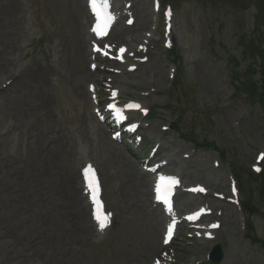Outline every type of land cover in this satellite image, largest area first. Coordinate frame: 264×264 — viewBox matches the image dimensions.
Returning a JSON list of instances; mask_svg holds the SVG:
<instances>
[{
	"label": "rangeland",
	"instance_id": "1",
	"mask_svg": "<svg viewBox=\"0 0 264 264\" xmlns=\"http://www.w3.org/2000/svg\"><path fill=\"white\" fill-rule=\"evenodd\" d=\"M84 1L0 5V264H208L218 243L219 264H264V182L249 176L264 171V69L240 44L242 37L250 47L263 41L264 0H161L162 7L115 0L121 17L132 3L136 22L124 19L131 34L111 38L125 50L147 45L145 65L130 71L127 59L124 68L113 67L121 72L99 68V75L113 82L108 94L141 105L134 110L142 120L140 149L117 144L94 115L89 84L102 83L87 73L94 58L82 52L87 41L76 15L88 11ZM254 66L250 77L245 71ZM161 144L155 162L169 161L162 170L183 182L170 214L156 205V177L140 164ZM87 161L99 168L113 219L101 233L80 188ZM195 187L206 191L192 193ZM201 209L208 214L186 227L191 223L180 218ZM176 218L183 224L164 243ZM214 224L221 228L214 232ZM209 229L213 242L204 237Z\"/></svg>",
	"mask_w": 264,
	"mask_h": 264
},
{
	"label": "snow or ice",
	"instance_id": "2",
	"mask_svg": "<svg viewBox=\"0 0 264 264\" xmlns=\"http://www.w3.org/2000/svg\"><path fill=\"white\" fill-rule=\"evenodd\" d=\"M90 3H91L92 10H93V12L96 13L97 17L102 16V18H103V29L101 28L100 24L98 23L96 28L93 29V31L97 32L101 36H104L107 34L105 30L110 25L111 21H113L115 19V17L110 11L104 10L108 6L107 0H103V3H99L98 0H90ZM166 15L168 17H171L172 13H171L170 9L167 11ZM129 23H131V21H129ZM96 50L100 51V48L97 47ZM119 51H120V53H123L125 51V49L121 48V49H119ZM105 54H107V53H105ZM120 58L122 59L123 57L121 56ZM93 67H95V65H93ZM93 90H94V86H93ZM114 95H115V93H114ZM109 107H111L116 112L118 118H125L123 115L124 108L140 109L141 105L131 103V104L125 105L124 108H121V107H118L116 104H111V105H109ZM260 159H264V153L260 154ZM256 170L260 171V168L257 167ZM84 175L86 178L91 177V179L89 180V191H90V195L92 197L93 203L96 205H100L102 207L101 202L97 198L98 193H99V183L95 177V169L92 167L91 164H88L84 168ZM178 184H179V180L176 177H171V176L161 177L160 182L157 184L156 189H155V191L157 193L156 198L158 200L167 202L169 194L172 192L174 187ZM191 190L196 191V192L206 191V189H204L203 187H196V188H193ZM233 190H235V189H233ZM203 211L204 210L201 209L200 211L193 213L188 218L189 219H197L203 213ZM110 218H111V213H102V212L95 213V219L97 220V223H98L101 231H103L108 226V224L110 223ZM175 223L176 222L173 220L172 223L168 226L166 239L164 240V243H168L171 240L172 234H173V229L175 227ZM211 227L215 228V227H218V225L214 224V225H211ZM208 235L210 237V234H208Z\"/></svg>",
	"mask_w": 264,
	"mask_h": 264
},
{
	"label": "bare ground",
	"instance_id": "3",
	"mask_svg": "<svg viewBox=\"0 0 264 264\" xmlns=\"http://www.w3.org/2000/svg\"><path fill=\"white\" fill-rule=\"evenodd\" d=\"M4 1H7V0H4ZM79 1H82V0H79ZM2 3H3V0H0V5H2ZM81 15V17L79 18V20H80V22H81V26H82V31H84V33H85V37H84V40H86L87 42H85V44L83 45V50H82V52H83V56H84V59H86V58H95V59H98L99 58V55L98 54H96V53H94V52H92L91 50H90V44H91V42H92V40H91V38H92V34L90 33V32H88V31H86L85 30V28H84V26L83 25H86L87 26V24H88V22L90 21L89 20V13H88V11H86V10H84V9H81L80 11H78L77 12V15L76 16H80ZM124 15V14H123ZM129 15H130V17H131V14L129 13ZM171 21V20H170ZM170 21H169V23H170ZM118 23V24H117ZM116 24V26H115V31L113 32V36H114V34H115V36H122V35H124L125 36V32H127L126 33V35H128V32H129V34H131L130 32L131 31H129V29H127V26H125L124 24H123V22H117ZM132 25H134V23L132 24ZM87 28V27H86ZM82 35H83V33H82ZM136 38V37H135ZM133 39V38H132ZM122 41V40H121ZM120 41H118V40H116V39H114L113 40V38H111V42H110V44H109V48H110V51H114V50H116V51H119V49H121V48H123V46L124 45H122V43H119ZM127 48V47H126ZM138 49H140V48H138ZM126 52V55L127 56H129V57H124L123 56V53H125ZM130 52H135V55H134V57H131V55H130ZM123 53H119V56L121 57H123L120 61L122 62L121 63V65L123 66V64H126V60L128 59V60H130V61H132V63L133 64H131V65H135V66H137V68H139L140 70L141 69H143L144 68V65H145V62H144V60H143V57H144V53H146V50H142V49H140V50H134V48L133 49H131V50H125ZM111 59H113V58H111ZM128 64V63H127ZM136 68V69H137ZM88 69H90V70H87V73H89V75H90V77L92 78L93 77V75L95 74V78H96V80L98 81V82H100V79L102 78V77H100V75H99V68H94V69H92L91 68V66H89V68ZM5 75H7V74H5ZM12 73L11 74H9V76L10 77H12ZM8 76V75H7ZM3 77L1 76L0 77V80L2 79ZM16 78H19V77H16ZM15 78V79H16ZM17 80V79H16ZM148 82H151L150 80H147ZM2 86V85H1ZM4 89V88H3ZM1 90H2V88H1ZM0 90V91H1ZM154 90V89H153ZM1 133L2 132H0V135H1ZM163 147V145L161 144L160 146H158V148H157V150H156V152L160 149L161 150V148ZM155 155H158V156H160L159 154H157V153H155ZM0 156H2V158L3 159H5L4 157H3V154H2V152L0 151ZM165 166H163L162 165V167H160V168H158L157 169V171L158 172H160L161 170H162V168H164ZM139 172H141V171H139ZM179 175H181V174H179ZM182 176V175H181ZM181 179H182V177H180ZM82 190H83V187L81 186L80 187ZM190 192V191H189ZM83 193H84V190H83ZM192 193H195V192H192ZM198 193H203V192H198ZM84 195H85V193H84ZM150 195V194H149ZM150 197H152V195L150 196ZM193 201H194V199H193ZM86 204H88V203H86ZM187 204H188V202H187ZM191 204V203H190ZM91 205V204H90ZM177 208H179V207H177ZM89 210H90V207L88 208ZM208 209V208H207ZM214 209V208H213ZM92 214V213H91ZM205 214L207 215L208 213H207V211L205 210V211H203V213H202V215L200 216V218L199 219H201V218H203V216H205ZM85 216V215H84ZM189 217V215H187L186 214V216L184 217V218H182L183 220H185V223L187 222V223H191V225H188V226H186V227H196V226H198V224L196 223L197 221H195L196 219H189L188 218ZM91 218H92V215H91ZM197 218V219H198ZM84 219V218H83ZM88 220H89V218H88ZM86 222H87V220H85ZM91 222H92V220H91ZM179 223H181V224H183L181 221L179 222ZM196 223V224H195ZM216 223V222H215ZM218 223V222H217ZM221 226V224L220 225H218V227L216 228V229H213V227H211L212 229L211 230H213L214 232L215 231H218V229L219 228H221L220 227ZM198 228H201V225L198 227ZM210 229H209V231H207L206 232V234L204 235V237L206 238V241L208 240L209 242H210V240L213 242L215 239H216V236H215V234H214V232L213 233H209L210 231H211ZM191 231V233L192 234H194V235H197L198 234V236H200L201 237V235H200V231H199V229H197V230H194V229H191L190 230ZM195 231H197V232H195ZM208 234H210V237H209V235ZM213 239V240H212ZM207 241V242H208Z\"/></svg>",
	"mask_w": 264,
	"mask_h": 264
},
{
	"label": "trees",
	"instance_id": "4",
	"mask_svg": "<svg viewBox=\"0 0 264 264\" xmlns=\"http://www.w3.org/2000/svg\"><path fill=\"white\" fill-rule=\"evenodd\" d=\"M262 6H263L262 4L261 5L259 4L258 11L261 12ZM257 29H260V28L257 27ZM262 34L263 33H259V37H261ZM243 38L244 37L241 38L240 44L243 45L245 48L248 47L246 54L252 58L253 65L257 66L256 64L258 63V60H259L260 61V64H259L260 68L264 69V47H263L264 46V38H263V41L261 43H257V46H256V44L252 43L251 47L248 45L246 46L245 41L242 40ZM255 66L253 68H250V69L245 71L250 77L251 76L253 77V75L255 73V69H256ZM257 89H258V87H256V85L252 86V88L250 89V93L252 95H254L255 91ZM258 97H259V99H261L260 101L263 104L264 103V89L263 88L259 90ZM249 176H251L255 180V182H258L260 180H261V182H264V171H262V173H260V174L250 173ZM243 188H244V186H243ZM243 209H244V211H249V209H250V205H248L247 198H246V202L243 203ZM209 264H214V263L212 261H210Z\"/></svg>",
	"mask_w": 264,
	"mask_h": 264
},
{
	"label": "water",
	"instance_id": "5",
	"mask_svg": "<svg viewBox=\"0 0 264 264\" xmlns=\"http://www.w3.org/2000/svg\"><path fill=\"white\" fill-rule=\"evenodd\" d=\"M224 255V250L222 248V246L216 245L212 248V250L209 253V258L216 264H219V262H221L222 257Z\"/></svg>",
	"mask_w": 264,
	"mask_h": 264
}]
</instances>
